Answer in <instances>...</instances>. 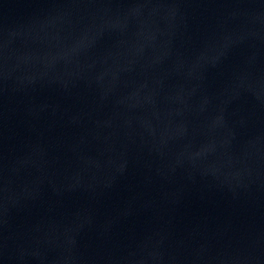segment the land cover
I'll use <instances>...</instances> for the list:
<instances>
[{"label": "water", "instance_id": "95a60500", "mask_svg": "<svg viewBox=\"0 0 264 264\" xmlns=\"http://www.w3.org/2000/svg\"><path fill=\"white\" fill-rule=\"evenodd\" d=\"M0 264H264V0H0Z\"/></svg>", "mask_w": 264, "mask_h": 264}]
</instances>
